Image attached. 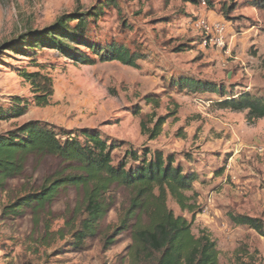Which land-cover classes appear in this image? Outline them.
<instances>
[{
  "label": "rangeland",
  "instance_id": "rangeland-1",
  "mask_svg": "<svg viewBox=\"0 0 264 264\" xmlns=\"http://www.w3.org/2000/svg\"><path fill=\"white\" fill-rule=\"evenodd\" d=\"M105 1L0 0V109L8 117L0 121V135L41 121L82 142L87 133L99 134L112 145L116 166L135 149L172 157L174 167L196 177L186 193L195 213L183 211L170 196L168 208L191 222L195 237H210L218 264H264V235L231 218L247 216L264 226V119L221 109L218 95L181 91L173 84L187 78L223 87L228 97L248 92L264 99V12L245 0H236L229 19L222 14V0L210 10L180 0H113L117 4L103 8L96 24L89 22L85 40L103 46L115 42L141 55L138 69L98 60L93 66H75L57 49L34 47L27 37L18 41L55 26L63 15L88 14ZM199 19L209 25L227 23L224 49L202 46L205 34L194 28ZM69 25L74 29L77 21ZM25 71L53 79L51 106L33 102L21 77ZM19 107L26 108L25 114L13 118ZM161 118L160 134L151 140ZM66 167L53 157L31 155L21 177L0 182V264H130L135 219L104 249L135 197L128 188L112 186L106 197L113 208L79 252L68 240L75 211L83 205L82 187L63 190L45 211L4 214L7 206Z\"/></svg>",
  "mask_w": 264,
  "mask_h": 264
},
{
  "label": "trees",
  "instance_id": "trees-1",
  "mask_svg": "<svg viewBox=\"0 0 264 264\" xmlns=\"http://www.w3.org/2000/svg\"><path fill=\"white\" fill-rule=\"evenodd\" d=\"M76 1L79 3V0ZM180 1L195 6H202V1H205L207 9L216 8L215 0ZM245 2H252L255 9L264 12V0ZM116 4V1L107 0L100 8H95L88 14L63 15L55 26L44 31H31L18 41L27 37L31 38L34 47L42 45L57 49L75 66H93L98 60L101 63L118 62L138 69L141 55L131 53L115 42L103 46L85 40L89 22L96 24L103 15V8H111ZM221 4L223 16L229 19L236 8V0H222ZM73 21H77V25L71 29L69 24ZM80 48H85L90 55ZM21 77L30 86L33 102L38 107L51 106L55 85L50 76L25 71ZM173 84L181 91L216 94L221 97V101L216 103L221 109L247 111L251 119H264V99L248 92L228 97L223 87L207 86L187 78H181ZM17 101L21 102L22 99ZM25 111V107L15 108L12 117L18 118ZM7 118L0 109V121ZM163 124L164 118H161L151 131V140L160 134ZM62 132L41 121H31L0 135L1 185L10 179L21 177L26 159L31 155L53 157L67 166L54 178L47 179L39 190L32 191L7 206L4 211L6 216L19 217L25 209L35 214L45 211L47 206L56 202L63 190L82 187L83 205L75 211L68 240L72 250L79 252L87 239L96 236L101 220L112 210L113 203L106 195L112 186L119 185L132 190L135 197L121 225L106 237L105 250L114 244L115 238L135 219L132 244L129 247L130 264H218L216 245L210 237L204 233L195 237L191 222L182 216H175L168 208L167 199L170 196L183 211L195 213L194 205L189 203L186 193L193 190L196 177L185 174L180 167H174V158H165L158 151L135 149L127 151L124 161L116 166L113 164L112 145L99 134L87 133L82 142L76 136ZM231 218L237 225L264 235V226L260 220L247 216ZM65 238L62 236L61 239Z\"/></svg>",
  "mask_w": 264,
  "mask_h": 264
},
{
  "label": "built area",
  "instance_id": "built-area-1",
  "mask_svg": "<svg viewBox=\"0 0 264 264\" xmlns=\"http://www.w3.org/2000/svg\"><path fill=\"white\" fill-rule=\"evenodd\" d=\"M201 5L207 7L206 2L202 1ZM194 28L204 32L202 46L204 48L224 49L227 44L228 25L226 22H217L209 25L206 20L199 19L194 23Z\"/></svg>",
  "mask_w": 264,
  "mask_h": 264
},
{
  "label": "crops",
  "instance_id": "crops-1",
  "mask_svg": "<svg viewBox=\"0 0 264 264\" xmlns=\"http://www.w3.org/2000/svg\"><path fill=\"white\" fill-rule=\"evenodd\" d=\"M200 6V5H199ZM201 7V6H200ZM202 8V7H201ZM207 10H210V9H207Z\"/></svg>",
  "mask_w": 264,
  "mask_h": 264
}]
</instances>
